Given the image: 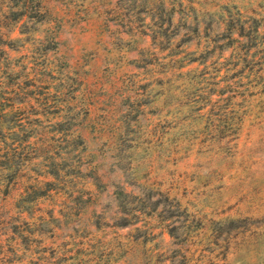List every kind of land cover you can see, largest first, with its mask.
I'll return each mask as SVG.
<instances>
[{"label":"rangeland","instance_id":"obj_1","mask_svg":"<svg viewBox=\"0 0 264 264\" xmlns=\"http://www.w3.org/2000/svg\"><path fill=\"white\" fill-rule=\"evenodd\" d=\"M0 264H264V0H0Z\"/></svg>","mask_w":264,"mask_h":264},{"label":"trees","instance_id":"obj_2","mask_svg":"<svg viewBox=\"0 0 264 264\" xmlns=\"http://www.w3.org/2000/svg\"><path fill=\"white\" fill-rule=\"evenodd\" d=\"M227 24H228L227 22H224V25H227ZM236 25H237V24H235V26H236ZM236 29H243V25H240V24L238 23ZM256 31H257V30H256ZM48 166H49V167H53L55 171L58 170V168H57V164H56V163H54L53 165H52V164H49ZM52 171H53V170H52Z\"/></svg>","mask_w":264,"mask_h":264}]
</instances>
